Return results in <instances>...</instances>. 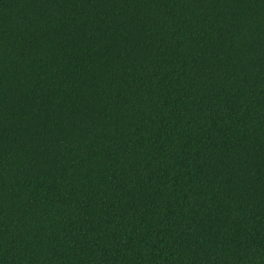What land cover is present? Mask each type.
<instances>
[{
    "label": "trees",
    "instance_id": "16d2710c",
    "mask_svg": "<svg viewBox=\"0 0 264 264\" xmlns=\"http://www.w3.org/2000/svg\"><path fill=\"white\" fill-rule=\"evenodd\" d=\"M0 264H264V0H0Z\"/></svg>",
    "mask_w": 264,
    "mask_h": 264
}]
</instances>
